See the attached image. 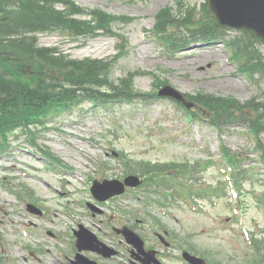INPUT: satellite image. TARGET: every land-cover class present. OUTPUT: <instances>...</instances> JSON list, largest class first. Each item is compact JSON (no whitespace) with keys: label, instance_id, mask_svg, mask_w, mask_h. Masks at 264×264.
<instances>
[{"label":"rangeland","instance_id":"rangeland-1","mask_svg":"<svg viewBox=\"0 0 264 264\" xmlns=\"http://www.w3.org/2000/svg\"><path fill=\"white\" fill-rule=\"evenodd\" d=\"M74 1L84 8L129 17L127 23L115 22L112 25V30L124 35L129 43V47L122 48V56L112 70L113 79L139 70L155 73L160 80L186 94L212 93L231 96L242 102L255 96L256 101H263L264 71L263 74L254 73L252 78L239 72L238 63L232 61L231 51L223 43L190 44L184 50L173 52L151 37L150 30L160 10L199 8L205 0ZM229 34L235 36L239 32L229 31ZM37 36L40 45L58 47L73 58H106L117 52V40L112 35L69 38L59 33H42ZM256 47L264 57V44L257 43ZM154 82L152 74H141L134 79V86L140 91L151 92ZM91 105L84 101L79 107L52 115L37 135V145L41 150L29 144L21 132L9 136L8 153L0 154V264H24L20 255L34 249L38 234L23 237L19 225L26 214L23 209L25 202L31 200L28 191L34 192L37 202L47 200L50 212L55 208L80 213L76 208L77 202L67 203L65 199L56 198L54 191L72 190L73 187V192H67L66 197L71 194L69 198L76 201L89 198L85 190L94 179L102 181L104 177L123 176L126 168L119 159L120 152L154 163L176 164L219 158V148L223 143L233 151L248 154L245 165L257 163L259 154L250 144L245 128L230 124V128L223 126L218 131L205 118L188 119L187 113L171 99L154 98L147 104L123 102L113 110H99ZM198 119L202 120L201 123H196ZM17 143L24 148L14 149ZM44 150L53 153L61 165L71 167L77 176L81 174V182L70 187L52 170L46 169L45 164L56 167L57 163L43 154ZM174 166L168 169V174L175 180L178 175L182 181L185 180L186 176L178 174ZM254 167L257 168H254V175L248 177L241 187L239 206L242 216L239 219L250 233L260 238L264 237V169L258 164ZM25 172L27 175L23 174ZM215 175V169L209 168L198 177L195 187L200 181L206 185L215 180ZM9 189L17 194H11ZM142 190L109 201L107 211L100 219L107 221L112 215L111 223H124L123 211H130V208L138 209L142 218V212L151 209ZM46 196L53 199H46ZM196 199V211L178 197V203L159 206L166 214L162 215L156 209L153 212L184 245L193 250L219 253L230 264H246L255 259V252L244 244L237 219L232 216L231 198L227 191L222 197L212 195L207 199ZM139 201L147 206H140ZM82 217L86 223H91L87 212L82 213ZM25 264H35V261L30 259Z\"/></svg>","mask_w":264,"mask_h":264},{"label":"trees","instance_id":"trees-1","mask_svg":"<svg viewBox=\"0 0 264 264\" xmlns=\"http://www.w3.org/2000/svg\"><path fill=\"white\" fill-rule=\"evenodd\" d=\"M58 1L0 0V124L9 119L28 120L40 116L49 107L51 111L61 109L77 100L81 92H86L94 103L135 95L132 74L117 84L109 81L112 59H69L62 54L56 55L54 49L36 46L35 37L28 36V33L52 25L74 34H85L98 28L93 22L97 21V26L109 27L116 18L92 10L88 11L92 21L78 20L72 16L86 13V10L69 0H60L65 11L56 10L54 4ZM183 16L169 14V10L160 13L163 21L159 25L166 44L176 49L183 46L175 37V34L178 36V29L172 27L175 23L176 28L183 26L191 33L206 37L204 39L224 38L223 28L212 18L196 21L193 11ZM246 34L252 39H241L244 41L240 43L232 40L228 45L234 49L236 58L249 63L244 65L247 69L258 66L261 56L252 50L256 37ZM196 98L207 109H216L215 114L220 115L223 112L236 116V111H252L251 107L259 109L252 100L240 104L232 98L212 94H198Z\"/></svg>","mask_w":264,"mask_h":264},{"label":"water","instance_id":"water-1","mask_svg":"<svg viewBox=\"0 0 264 264\" xmlns=\"http://www.w3.org/2000/svg\"><path fill=\"white\" fill-rule=\"evenodd\" d=\"M210 6L221 21L251 28L264 38V0H210Z\"/></svg>","mask_w":264,"mask_h":264}]
</instances>
